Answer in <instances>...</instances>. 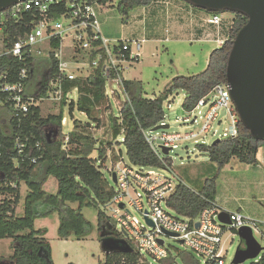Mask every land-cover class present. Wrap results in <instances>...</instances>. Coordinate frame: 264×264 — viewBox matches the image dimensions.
Instances as JSON below:
<instances>
[{
	"label": "built area",
	"instance_id": "2783aa9c",
	"mask_svg": "<svg viewBox=\"0 0 264 264\" xmlns=\"http://www.w3.org/2000/svg\"><path fill=\"white\" fill-rule=\"evenodd\" d=\"M116 5L117 0H26L0 12V57L10 56L20 64L14 81H10L8 72L0 73V93L5 96L0 104L8 103L14 117L26 114L32 107L41 108L45 102L55 106L58 115L63 104L74 127V121H80L72 116L79 99H89L95 105L92 118L97 121H91L85 112L77 111L85 115L89 121L88 130L95 137L98 132L95 130L102 132L108 116L120 119L124 107L131 105L125 85L129 80L124 73L141 58L146 39L110 40L102 35L98 15ZM205 23L219 28L223 23L222 13H207ZM12 26L24 27L28 32L8 46L5 32ZM54 42L58 44L57 49L53 48ZM48 54L57 61L53 73L37 65L39 59ZM37 71L41 72L40 82L31 88ZM70 82L79 83L66 88L65 84ZM87 88H92V92L87 93ZM96 89H100L98 103L94 96ZM72 94L75 99H71ZM222 109L225 113L223 121L228 122V128L221 139H234L238 135L239 119L226 83L215 85L187 112L190 116L183 120L188 123L187 131L169 133L166 132L168 126L158 137L152 136L154 131L151 129L143 131V136L155 155L166 157L169 153L164 155L161 148L170 152L181 142H197L198 138L210 133L212 123L218 120ZM66 122L63 116L60 130ZM165 124L164 117L159 125ZM22 146L16 145L18 149ZM107 163L109 166L104 164L102 171L109 179L115 176L117 188L103 211L114 232L120 233L122 240L143 259L178 264L176 258L180 257L184 264L189 260L197 264H224L226 233L232 236L247 227L257 242V237L264 240L263 223L238 210L226 211L217 201L202 209L196 218L175 215L167 202L181 178L173 169L138 168L124 162L121 156L115 160L111 157ZM97 164L101 165V162L98 160ZM221 212L227 213L228 224L219 220ZM166 238L180 242L184 249L175 250L173 254L165 244ZM259 246L261 250L253 260L256 263L264 261V246Z\"/></svg>",
	"mask_w": 264,
	"mask_h": 264
},
{
	"label": "trees",
	"instance_id": "16d2710c",
	"mask_svg": "<svg viewBox=\"0 0 264 264\" xmlns=\"http://www.w3.org/2000/svg\"><path fill=\"white\" fill-rule=\"evenodd\" d=\"M152 1L117 0L116 9L122 20L127 22L133 9L147 7ZM232 15V26L227 39L219 48L210 52L205 69L199 74L174 77L161 95L154 99L143 97L140 82L127 81L125 85L131 97V105L124 107L120 119L108 116L100 133L102 139H97L88 130L89 121H74L75 129L66 138L60 136L63 104L58 115L46 118L41 117L39 107H32L26 114L14 117L8 103L0 104L10 114L8 126L3 128L0 124V240H11L13 250L11 257L5 261L0 260V264H54L51 247L44 237L45 230L34 228L35 218H44L54 212L59 214L57 237L60 240L86 238L90 224L81 213L83 206L96 210L99 231H115L109 228L112 223L103 211L113 190L108 186L102 165L97 164L98 160L106 162V152L108 148H112L113 143L124 146L128 164L134 167L173 169L181 178V183L175 187L167 205L175 215L182 218H196L202 209L215 203L216 180L232 159L251 166L259 164L257 152L264 141H256L240 122L237 124L236 138L218 140L211 145H197L198 151L208 157L209 163L199 165L200 173L195 177L190 174L188 166L181 167V171H178L169 156L160 158L155 155L143 136V131L152 129L164 120L163 102L172 93L184 92L181 107L187 113L215 85L226 83V63L232 41L247 22L244 15ZM27 32L28 29L24 27H8L5 32L6 45L9 46ZM53 48H58L57 42H54ZM39 60V68H48L52 73L56 71L57 61L52 54ZM19 66L17 60L10 56L0 57V73L8 72L10 81L16 79ZM78 83H66L65 87L71 88ZM92 90L86 89L87 93ZM94 96L98 103L100 89H96ZM4 97L0 93V100L3 101ZM94 106L86 98H80L76 105L78 111L85 112L88 119L95 122L97 120L92 118ZM17 143L23 145L21 149L16 147ZM94 151L97 156L93 159L91 154ZM51 178L56 182L55 194L43 189ZM23 186L26 194L22 216H16ZM74 203L78 204L75 209L69 206ZM98 241H101L99 235ZM99 264L150 263L130 249L129 252L107 253L104 261ZM159 264L172 263L162 261ZM187 264L197 263L189 260ZM251 264H264V261H253Z\"/></svg>",
	"mask_w": 264,
	"mask_h": 264
},
{
	"label": "rangeland",
	"instance_id": "374dc122",
	"mask_svg": "<svg viewBox=\"0 0 264 264\" xmlns=\"http://www.w3.org/2000/svg\"><path fill=\"white\" fill-rule=\"evenodd\" d=\"M141 12V8L133 9L129 13L127 22H124L116 7L105 10L98 15L102 35L110 40L132 38L130 36L133 35L140 36L142 24L136 21ZM232 14L230 12L222 13L223 22L231 21L233 18ZM158 27L161 28L162 25H158ZM148 31L152 36L147 35L146 37L144 35V37H139V39H146L142 46L141 58L133 66L128 67L124 73V77L127 80L141 83L142 94L147 99H154L160 96L164 88L176 76L196 75L202 72L205 69L210 52L220 47V44L214 40L189 41L187 38L174 37L172 34L168 37L169 39L165 40L166 38L164 39L163 36L155 37V33L152 30L150 31V27H148ZM210 38L213 39L214 37ZM39 80L40 75L36 76L34 82ZM184 98V92L177 91V93L169 95L168 99L163 102L162 108L165 114V122L169 125L166 132L183 133L188 130V123L183 120L189 117L190 114L186 113L181 107ZM71 99H75V94L71 95ZM167 105H169V108H167ZM50 107V104L42 103L41 111H43L44 117L51 113L52 109ZM54 108L56 109L55 106ZM200 110L202 111L203 109ZM63 116L67 122L60 130V136L66 138L70 131L75 128L72 126L67 107L63 109ZM72 116L73 119L83 121L82 123L88 121L85 115L77 110L73 111ZM224 117L225 113L222 109L219 111L218 120L212 123L210 133L198 138L197 142H181L176 149L169 152L168 156L172 159V163L178 171H181V167L188 166L190 174L195 177L200 173L199 165H207L209 163L208 157L198 151L197 145H211L215 140H222L221 135L228 128V122L223 121ZM0 124L5 128L7 121L1 118ZM95 131H98L95 132L96 138L102 139L99 130ZM161 132L162 130L154 131L152 136L158 137ZM65 142H67V139H65ZM111 143H113V140ZM96 156V151H94L91 154V158L94 159ZM119 156L123 158L124 162L128 163L124 146H118L113 143L112 148H108L106 152L107 160L101 163L102 167H105L104 164L109 166L107 162L110 161L111 157L117 159ZM257 159L260 162L257 166L246 165L240 163L237 159H232L221 170L216 180L217 192L215 201L226 211L238 210L246 217L264 224V145L258 149ZM106 179L109 188L116 190L117 187L112 179H109L107 175ZM56 187V182L51 178L45 183L43 189L47 193L55 194L57 191ZM25 194L26 188L23 186L21 188V199L16 208V216H22ZM69 206L75 209L78 204H69ZM81 213L90 224L84 240H75L73 237L67 240L58 239L59 214L57 212L51 213L44 218H35L34 228L45 230L44 237L51 247V258L54 264H99V262L104 261L106 253H104L101 243L98 241V235L101 231L97 228L96 210L92 207L83 206ZM134 216L141 221L137 213H134ZM117 234L121 236L120 233ZM224 239V248L227 250L224 264H231L237 247L241 246L243 248L244 246L237 233H233L232 236L226 233ZM257 240V243L263 247L264 240L259 237H257ZM165 244L173 254H175V250L184 249L180 242L170 238H166ZM12 253L11 240H0V260H8ZM147 260L150 264H159L150 258H147ZM176 261L178 264H184L180 257H177ZM252 262L253 260H248L244 264H251ZM5 264L8 263L5 262Z\"/></svg>",
	"mask_w": 264,
	"mask_h": 264
},
{
	"label": "water",
	"instance_id": "95a60500",
	"mask_svg": "<svg viewBox=\"0 0 264 264\" xmlns=\"http://www.w3.org/2000/svg\"><path fill=\"white\" fill-rule=\"evenodd\" d=\"M21 1L26 0H0V12ZM182 1L207 13L230 12L247 18L232 41L226 63V84L239 122L256 141H264V0ZM168 126L157 125L151 131L164 130ZM161 149L164 155L169 153V149ZM112 181L115 182L114 175ZM218 217L222 223H229L226 212H221ZM112 234L102 230L99 234L104 252H129L131 248L127 243L110 237ZM237 235L244 247H237L231 264L254 260L261 248L251 230L243 227L237 231Z\"/></svg>",
	"mask_w": 264,
	"mask_h": 264
},
{
	"label": "crops",
	"instance_id": "0c3cea01",
	"mask_svg": "<svg viewBox=\"0 0 264 264\" xmlns=\"http://www.w3.org/2000/svg\"><path fill=\"white\" fill-rule=\"evenodd\" d=\"M141 10V15L136 21L142 24L141 35H133L130 36L132 38L125 39H139V37H144V35H146V37L147 35L152 36L148 31V27H150V31L152 30L155 33V37L163 36L164 39H169L168 37H170V35L172 34L174 37L187 38L189 41L214 40L216 43H219V41L224 42L227 39L230 28L232 26L231 21H227L225 23L223 22L222 25L217 29L215 27L207 25L205 23V17L207 13L192 8L182 0H153L149 6L141 8ZM158 25H162V27L159 28ZM144 27L147 28L145 29ZM210 37H216L218 41L214 38L211 39ZM40 62L41 61L39 60L37 63L38 66ZM39 75L41 76V72L39 73L37 71V73L35 74V78ZM35 78L30 83L31 88H34L40 82V80L34 82ZM50 109L52 110L50 111L51 113H49V115H56L57 108L55 109L54 106H51ZM54 109L56 112L54 111ZM40 115L42 118L47 117L46 114V117L43 116L44 113L43 111H41V108ZM9 117L10 114L5 109V107L0 106V119L2 118L7 121L6 127L8 126Z\"/></svg>",
	"mask_w": 264,
	"mask_h": 264
},
{
	"label": "flooded vegetation",
	"instance_id": "af4514ba",
	"mask_svg": "<svg viewBox=\"0 0 264 264\" xmlns=\"http://www.w3.org/2000/svg\"><path fill=\"white\" fill-rule=\"evenodd\" d=\"M111 227V229L113 228L112 227V225L111 226H109V228ZM113 230V229H112ZM110 237H113V238H115V239H119V240H122V237L121 236H119L116 232H113V235L112 236H110Z\"/></svg>",
	"mask_w": 264,
	"mask_h": 264
}]
</instances>
